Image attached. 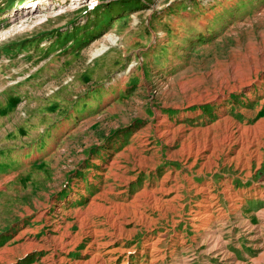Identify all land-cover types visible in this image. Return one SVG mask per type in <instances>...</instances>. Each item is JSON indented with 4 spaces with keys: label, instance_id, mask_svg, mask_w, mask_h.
<instances>
[{
    "label": "rangeland",
    "instance_id": "1",
    "mask_svg": "<svg viewBox=\"0 0 264 264\" xmlns=\"http://www.w3.org/2000/svg\"><path fill=\"white\" fill-rule=\"evenodd\" d=\"M0 264H264V0H0Z\"/></svg>",
    "mask_w": 264,
    "mask_h": 264
},
{
    "label": "bare ground",
    "instance_id": "2",
    "mask_svg": "<svg viewBox=\"0 0 264 264\" xmlns=\"http://www.w3.org/2000/svg\"><path fill=\"white\" fill-rule=\"evenodd\" d=\"M210 229V228H209Z\"/></svg>",
    "mask_w": 264,
    "mask_h": 264
}]
</instances>
